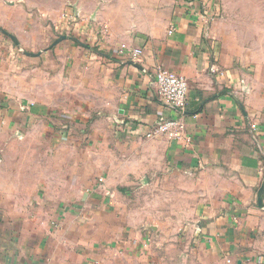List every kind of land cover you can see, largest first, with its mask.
Listing matches in <instances>:
<instances>
[{"label":"crops","instance_id":"0c3cea01","mask_svg":"<svg viewBox=\"0 0 264 264\" xmlns=\"http://www.w3.org/2000/svg\"><path fill=\"white\" fill-rule=\"evenodd\" d=\"M219 1L206 24L177 0H0V130L65 129L85 112L126 143L122 175L109 163L106 183L71 204L0 187V264H264V18L244 0ZM61 34L94 49L53 45ZM134 48L143 55L131 63L123 52ZM160 68L188 82L177 139L147 135L178 115L158 97ZM168 175L195 196L184 229L169 233L127 224L105 188Z\"/></svg>","mask_w":264,"mask_h":264},{"label":"rangeland","instance_id":"374dc122","mask_svg":"<svg viewBox=\"0 0 264 264\" xmlns=\"http://www.w3.org/2000/svg\"><path fill=\"white\" fill-rule=\"evenodd\" d=\"M231 1L235 4L237 0ZM243 2L258 7L264 18V0ZM64 124L65 129L60 121L31 123L20 130L21 134L0 130V187L5 192L28 195L37 189L36 194L42 198L50 196L55 199L52 203L68 205L85 197L94 183H106L109 163L115 161L117 179L122 175L126 143L106 118L84 112ZM62 128L67 133L63 141L57 135ZM55 134L57 138L52 137ZM167 177L145 184L120 182L113 188L105 184V188L110 193L116 191L127 224L137 229H166L169 233L171 229H184L195 196L186 181Z\"/></svg>","mask_w":264,"mask_h":264},{"label":"built area","instance_id":"2783aa9c","mask_svg":"<svg viewBox=\"0 0 264 264\" xmlns=\"http://www.w3.org/2000/svg\"><path fill=\"white\" fill-rule=\"evenodd\" d=\"M177 3L185 9L190 18L206 24L218 19L222 14L219 0H177ZM169 32L171 33L172 29ZM18 52L24 53V49L18 47ZM123 54L132 61H138L142 58L143 51L141 48H134L126 50ZM154 84L162 103L176 109L178 115L163 119L156 126L151 127L147 132L148 137L158 133L165 134L169 139L182 137L185 128L183 115L187 109L188 82L186 78L160 68L156 72Z\"/></svg>","mask_w":264,"mask_h":264},{"label":"water","instance_id":"95a60500","mask_svg":"<svg viewBox=\"0 0 264 264\" xmlns=\"http://www.w3.org/2000/svg\"><path fill=\"white\" fill-rule=\"evenodd\" d=\"M2 32L4 34L8 35L18 47H21V43L19 42L18 38L15 35L11 34L9 31H7L5 29H2ZM64 39H73L77 43L81 44L84 47H87V48H90V49H94L90 45H87L86 43H84L81 40H79L78 38L73 37V36H70V35H67V34L58 35L57 36V39L54 41L53 45L59 43L60 41H62ZM24 54L25 55H28V56H37V55H39V53H34V52H30V51H24ZM131 63H133V61H131Z\"/></svg>","mask_w":264,"mask_h":264}]
</instances>
